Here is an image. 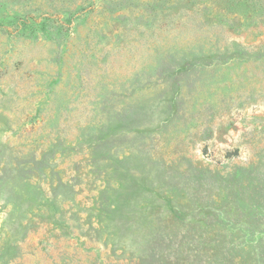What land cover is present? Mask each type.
<instances>
[{
	"label": "rangeland",
	"instance_id": "1",
	"mask_svg": "<svg viewBox=\"0 0 264 264\" xmlns=\"http://www.w3.org/2000/svg\"><path fill=\"white\" fill-rule=\"evenodd\" d=\"M0 264H264V0H0Z\"/></svg>",
	"mask_w": 264,
	"mask_h": 264
}]
</instances>
